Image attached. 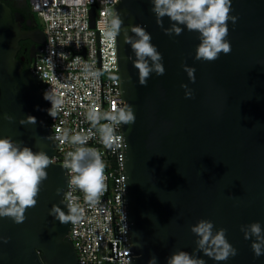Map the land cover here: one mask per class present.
Returning <instances> with one entry per match:
<instances>
[{"label": "water", "instance_id": "1", "mask_svg": "<svg viewBox=\"0 0 264 264\" xmlns=\"http://www.w3.org/2000/svg\"><path fill=\"white\" fill-rule=\"evenodd\" d=\"M152 7L151 0H121L116 7L123 21L117 36L121 88L136 116L134 124L124 125L132 264H148L153 256L167 264L176 250L193 253L197 237L190 226L200 219L227 229L238 251L226 261L196 253L205 264H264V255L254 256L252 241L240 230L252 222L264 228V0H232L230 15L238 17L235 24L228 21L232 51L213 62L195 59L199 33L180 25L181 35H165ZM24 22L20 11L0 0V138L52 158L57 142L44 83L19 58L21 41L45 44L46 35L41 28L24 29ZM163 24L171 26L168 17ZM130 25L143 26L163 56L164 75L152 73L147 86L139 84L134 53L124 43L123 28ZM182 64L195 68V83ZM182 84L193 98H185ZM27 116L36 123L21 125ZM46 171L26 220L0 218V236L9 238L0 243V264L78 262L72 223L62 225L49 215L53 204L67 213L68 170L52 162Z\"/></svg>", "mask_w": 264, "mask_h": 264}, {"label": "built area", "instance_id": "2", "mask_svg": "<svg viewBox=\"0 0 264 264\" xmlns=\"http://www.w3.org/2000/svg\"><path fill=\"white\" fill-rule=\"evenodd\" d=\"M29 1L46 35L44 48L30 69L42 78V91L54 105L50 126L57 154L51 160L65 165L67 154L82 146L94 150L105 166L104 188L94 200L70 184L72 171L67 168L65 199L79 209L69 234L77 249V264H132L124 125L110 119L126 101L117 37L113 41L106 36L121 0ZM93 112L98 117L95 121L89 118ZM76 135L86 142L73 143Z\"/></svg>", "mask_w": 264, "mask_h": 264}, {"label": "clouds", "instance_id": "3", "mask_svg": "<svg viewBox=\"0 0 264 264\" xmlns=\"http://www.w3.org/2000/svg\"><path fill=\"white\" fill-rule=\"evenodd\" d=\"M151 11L156 16L157 25L165 35L179 36L184 29L199 33L200 43L195 50V59L213 62L220 58V54L231 53V44L227 37L229 34L228 21L236 23L238 17L232 16V0H151ZM168 17L171 26L165 28L163 18ZM123 21L119 16L111 20L106 36L115 40L121 34ZM129 32L132 35H129ZM124 43L130 45L135 59L133 66L138 70V79L141 86H147L152 73L162 76L165 73L163 56L151 42L152 36L141 25H130L123 28ZM132 59V58H130ZM189 80L195 83V68L182 64ZM131 78L129 77V80ZM185 98H193V90L187 84ZM45 99L50 100L45 93ZM52 103V101H51ZM49 115L54 116V105L49 109ZM89 118L95 121L96 113H90ZM12 121L13 117L5 116ZM113 124L132 125L136 116L131 105H124L110 117ZM21 125L35 124L34 116H27L19 121ZM72 142L83 145L86 138L80 135L72 137ZM51 158L44 151L33 152L22 142L13 141L9 137L0 138V218H10L15 224H22L26 220L27 209L35 207L40 186L48 178L46 169L52 164ZM65 167L71 168L70 184L79 188L86 194V198L94 200L104 188V164L99 155L92 149L78 147L75 152H69L65 160ZM62 189H57L59 195ZM67 213L56 204H53L49 215L60 224L75 223L78 219L79 209L73 205H66ZM240 230L245 240H251V250L255 257L264 255V228L259 222L241 225ZM190 231L197 237L196 249L193 253L176 250L168 258L167 264H205V261L196 253L202 252L215 261H226L235 257L238 251L228 241L227 229H215L211 220L200 219L190 226ZM8 237L0 236V243L7 244ZM130 264V262H129ZM148 264H157L153 256Z\"/></svg>", "mask_w": 264, "mask_h": 264}, {"label": "flooded vegetation", "instance_id": "4", "mask_svg": "<svg viewBox=\"0 0 264 264\" xmlns=\"http://www.w3.org/2000/svg\"><path fill=\"white\" fill-rule=\"evenodd\" d=\"M21 2L23 4H26L25 0H21ZM27 12L29 16L26 17V22H24V29H28V30H34L37 28L43 29L42 25H39V23L41 24V22L38 19L36 13L28 7H27ZM29 19H31V21H28ZM42 41H44V38L42 39ZM21 42H22V48L19 52V56L20 58H23V63L25 66L31 67L33 64H35L36 59L41 54L44 48V44L40 42L35 43L31 39H26ZM32 56H35V58L33 59Z\"/></svg>", "mask_w": 264, "mask_h": 264}, {"label": "trees", "instance_id": "5", "mask_svg": "<svg viewBox=\"0 0 264 264\" xmlns=\"http://www.w3.org/2000/svg\"><path fill=\"white\" fill-rule=\"evenodd\" d=\"M14 11H20L25 17H28L27 7L32 10L31 3L29 0H25L26 4H23L21 0H4ZM39 19V18H38ZM40 20V19H39ZM39 25H42L39 23ZM22 45V42H21ZM20 58V56H19ZM25 66V65H24ZM30 66H25V69H30Z\"/></svg>", "mask_w": 264, "mask_h": 264}]
</instances>
